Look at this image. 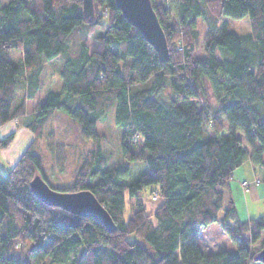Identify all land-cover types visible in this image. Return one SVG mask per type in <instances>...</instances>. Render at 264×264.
I'll use <instances>...</instances> for the list:
<instances>
[{"label": "trees", "instance_id": "16d2710c", "mask_svg": "<svg viewBox=\"0 0 264 264\" xmlns=\"http://www.w3.org/2000/svg\"><path fill=\"white\" fill-rule=\"evenodd\" d=\"M170 2L151 0L169 48L164 63L114 0H93L91 21L83 19L81 0L0 6V127L42 91L23 127L39 138L59 112L76 125L79 144L92 145L70 186L48 183L33 145L6 174L0 171V264H261L254 256L264 248V214L240 223L226 187L246 160L264 182V0ZM243 18L251 26L246 36L218 24ZM198 22L207 27L201 47ZM13 51L21 54L18 65ZM57 57V69L45 67ZM111 112L120 157L144 166L137 180L129 168H106L96 125ZM13 138L0 139V149ZM63 146L46 144L58 166ZM36 176L59 192L90 191L114 231L42 203L30 188ZM147 188L159 200L150 213L142 200ZM126 197L133 200L127 219ZM216 222L234 252L200 249L198 235Z\"/></svg>", "mask_w": 264, "mask_h": 264}, {"label": "rangeland", "instance_id": "374dc122", "mask_svg": "<svg viewBox=\"0 0 264 264\" xmlns=\"http://www.w3.org/2000/svg\"><path fill=\"white\" fill-rule=\"evenodd\" d=\"M8 1L9 0H0V6L7 4ZM168 1L170 7V3L172 2H170V0ZM162 2L164 3L165 0H155V3L157 5L162 4ZM100 11L104 13L102 10ZM222 22L226 24L227 30H229L230 32H234L237 35L246 36L251 33V26L248 18H243L241 20L226 19V21L221 20L218 24H221ZM206 31H207V27L205 26V24L198 22L197 32H198V42L200 43V47L203 45V38ZM80 40H81L80 36L70 38L69 45L71 52L77 49ZM87 44L89 47L94 46V42L91 39L87 40ZM198 53H201L200 49ZM20 57L21 54L19 52L13 51L11 54V61L14 64L18 65ZM60 60H61L60 57H57L51 62L45 64V67L48 69L49 68L57 69L60 64ZM59 87H60V81H58V77H57L56 84L53 85L52 90L58 91ZM21 95L22 93L19 94V97H21ZM43 99H44V94L42 93V91H40L38 92V94L34 99L31 100L28 99L24 102L23 115L10 120L12 123H14V125H16L17 129H19L20 131L24 130L22 124L24 122H28L32 118L37 103H39ZM162 99L165 98L162 97ZM96 130L99 136L101 137V148L104 153V156L107 159L106 168H129L131 178L137 180L139 178L138 176H141V174H143L145 170L144 166L141 163L134 164V163L124 162L120 157L119 149H118L120 133L119 130L114 125L113 112L109 113L102 121L97 123ZM30 133L32 134V136H30L31 138L28 137L26 138L23 136L19 137L21 134H18V138L15 140V142L14 143L11 142V144L7 147L8 149H10V152H14L15 155L17 153V157L15 160H18L20 158V156L26 150V148L33 145L34 152H36L42 158L43 174L48 180V183L55 187L70 186L76 174V171L79 168V164L81 161L80 159L81 153H83L84 151L86 152L88 149L92 147V145L86 143V149L84 145L81 146V144H79L80 142L78 139V132L76 125L66 116H64L59 112H54L50 117V119L45 123L41 132V136L39 138H35L34 134L31 131ZM5 134L6 131L3 132V129L0 128V138H2V136H5ZM48 139L53 141L54 140L60 141L63 143L64 145L63 147H65L64 151L66 153H65L64 163L62 164V166H58V163L54 162L51 155L47 151L46 144L48 142ZM242 142H243V147L246 150H249L246 144L244 143V141ZM7 151L8 150H4L0 152V170L4 174H6L17 162L14 159H12L13 157L10 155L9 152L7 153ZM3 157L5 161L10 163L9 164L5 163ZM7 157L9 158V160ZM244 182L245 181H242V186L244 185L243 184ZM151 189L152 188H147L142 198L143 204L145 205L146 211L148 213L152 212V210L155 207H157V205L159 204L158 199L154 201L152 200V197H150ZM125 201H126V208H125L124 217L125 219H127V217L130 215V210H131V206L133 205V200H129L126 197ZM258 203H260V201H258ZM253 207H258V206L254 205ZM247 238H248L247 234L242 236V239L244 240ZM128 239L130 240V237ZM263 239H264V233H261V237L258 242H260ZM197 242L200 249L205 254H213L221 251L232 253L235 251L233 243L226 236L223 229L220 227V225L217 222L211 224L206 230L202 231L198 235Z\"/></svg>", "mask_w": 264, "mask_h": 264}, {"label": "water", "instance_id": "95a60500", "mask_svg": "<svg viewBox=\"0 0 264 264\" xmlns=\"http://www.w3.org/2000/svg\"><path fill=\"white\" fill-rule=\"evenodd\" d=\"M114 1L125 20L152 47L159 61L161 63L166 62L168 60V47L151 0ZM81 3L83 19L91 21L94 18L93 0H81ZM30 188L33 195L45 205L59 207L74 215L91 218L102 224L110 232L115 229L106 210L88 190L74 193L59 192L49 187L39 176L30 182ZM254 260L264 264V248L254 256Z\"/></svg>", "mask_w": 264, "mask_h": 264}, {"label": "crops", "instance_id": "0c3cea01", "mask_svg": "<svg viewBox=\"0 0 264 264\" xmlns=\"http://www.w3.org/2000/svg\"><path fill=\"white\" fill-rule=\"evenodd\" d=\"M0 128L3 129V132L6 131L5 136H2L0 139L5 138L9 134H14L12 143H14L18 138V134H21L19 137L23 136L26 138H31L30 136H32L28 129L24 128V130L20 131L11 121L5 123ZM4 150H8L7 153H10V155L13 157L12 159H16L17 153L15 155V153L10 152V149L8 148L0 149V152ZM3 160L5 163H8L5 161L4 157ZM255 179L256 176L254 175L252 164L249 160H246L239 168L234 171L231 179L227 183L226 193L233 200L234 206L236 208L237 219L240 223L247 222L250 219H255L264 213V182L256 184ZM242 181H245L247 186H242ZM258 201H260V203H258ZM254 205H257L258 207H253ZM229 225L234 227V222H230Z\"/></svg>", "mask_w": 264, "mask_h": 264}, {"label": "built area", "instance_id": "2783aa9c", "mask_svg": "<svg viewBox=\"0 0 264 264\" xmlns=\"http://www.w3.org/2000/svg\"><path fill=\"white\" fill-rule=\"evenodd\" d=\"M260 182V180L258 178L255 179V183L258 184ZM244 185L243 186H247L246 183L244 182L243 183ZM158 199V194L157 193H153L152 194V200H157Z\"/></svg>", "mask_w": 264, "mask_h": 264}, {"label": "bare ground", "instance_id": "6f19581e", "mask_svg": "<svg viewBox=\"0 0 264 264\" xmlns=\"http://www.w3.org/2000/svg\"><path fill=\"white\" fill-rule=\"evenodd\" d=\"M169 49V48H168ZM34 121V120H33ZM31 123V122H30Z\"/></svg>", "mask_w": 264, "mask_h": 264}]
</instances>
